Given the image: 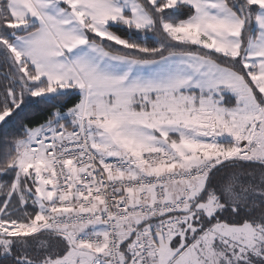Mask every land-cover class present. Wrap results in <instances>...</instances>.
<instances>
[{
    "label": "snow or ice",
    "instance_id": "snow-or-ice-1",
    "mask_svg": "<svg viewBox=\"0 0 264 264\" xmlns=\"http://www.w3.org/2000/svg\"><path fill=\"white\" fill-rule=\"evenodd\" d=\"M0 264H264V0H0Z\"/></svg>",
    "mask_w": 264,
    "mask_h": 264
},
{
    "label": "trees",
    "instance_id": "trees-1",
    "mask_svg": "<svg viewBox=\"0 0 264 264\" xmlns=\"http://www.w3.org/2000/svg\"><path fill=\"white\" fill-rule=\"evenodd\" d=\"M151 43V41H149ZM73 101L69 100L68 104L71 105ZM43 106H36V108L33 110L34 117L39 120L43 117H46L47 113L42 111Z\"/></svg>",
    "mask_w": 264,
    "mask_h": 264
}]
</instances>
